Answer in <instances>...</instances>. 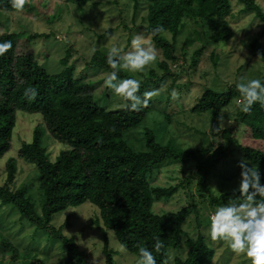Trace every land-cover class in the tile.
<instances>
[{
    "label": "trees",
    "instance_id": "16d2710c",
    "mask_svg": "<svg viewBox=\"0 0 264 264\" xmlns=\"http://www.w3.org/2000/svg\"><path fill=\"white\" fill-rule=\"evenodd\" d=\"M54 1L65 6H75L79 10L88 4L95 5L97 0ZM125 3L133 9L134 17L144 12V32L162 58L155 69L148 70L146 82L141 83L138 94L145 92L147 81L155 83L157 70L162 71L160 79L170 73L168 62H176L178 59L176 39L185 30L181 46L185 50L184 58L188 48L193 47L189 53V67L196 68L203 60L204 51L209 49L206 57L214 71L213 83H208V87H202L204 81L201 84L199 82L201 89L197 94L196 91L194 93L190 113H209L211 121H215L212 124L215 125L217 114H221L231 100L239 97L232 85L236 77L232 76L233 72L228 73L233 68L231 52L228 54L223 50L234 39L235 33L238 34L231 23L234 19H246L248 25L241 30L243 33H248L255 20L264 28V13L259 4L255 0H125ZM41 4L42 0H36V5ZM26 7L35 9L29 2L25 3L24 8ZM45 7L44 5L42 9ZM235 7L237 8L233 10ZM0 11L13 14L18 10L11 7L10 0H0ZM23 28L24 26H20L14 33L0 34V41L11 40L13 44L0 57V157L10 147L15 111L40 114L42 130L44 128L64 148L51 162L41 145L42 131L34 129L31 142L21 145L18 157L32 163L38 172V189L42 196L40 214L36 213L25 187L16 190L10 188L16 172L12 161L7 162L6 180L0 185V205H13L22 220L28 221L37 229L50 230L51 238L63 245L64 264L91 263L74 238L62 235L60 229L55 230L49 224L54 214L84 203H89L98 211L93 224L98 228L101 224L104 229L112 231L115 240L124 250L137 258L139 248L147 247L152 250L153 238L159 236L164 248L160 253L154 252L157 264L164 261L167 264H211L214 250L208 247L203 235L198 233L192 239L184 230L191 216H195L196 229L200 228V222L196 220L198 206L194 200L178 211L167 214L154 213L152 206L171 198L178 191H183L186 197L197 195L195 198L202 206L207 203L212 209L226 203L232 198L233 191L216 194L209 187V179L214 176L218 165L226 160L234 159L233 164L239 174L238 162L242 158L251 164H257L262 174L261 182L264 183V108L258 103H254L248 113L237 108L232 126L219 125V132L211 131L212 136L221 140L212 152L205 147L185 149L171 141L161 144L154 133L148 130L143 135L142 146L134 148L128 142L126 132L141 124L152 108L146 107L138 112L124 110L121 107L124 103L122 98L112 94L106 87L94 95L92 91L100 87V83L87 84L82 78H74V68L69 65L71 54L68 48L60 60L63 70L56 75L47 74L38 65L31 49L26 47L31 41L46 36L29 33ZM155 28L163 30L152 36V29ZM248 46L254 56L264 59L257 38ZM106 57L105 53L97 49L88 58L86 66L94 67L97 71L94 74L111 71ZM223 61L227 65L224 64L225 67L220 69ZM228 75L233 79L228 80L229 83L225 85L227 89L216 90V81L224 80L223 76ZM119 76L127 78L130 75L121 71ZM261 80L264 82V76ZM191 86L192 83L183 87L189 91ZM29 87L37 89V96L33 99L24 95L25 89ZM171 91L170 89L167 93L171 95ZM107 95L108 100L110 95L114 99H120H116L115 109H107L109 101L107 106L99 104ZM171 100L172 96L169 102ZM114 102L113 100V104ZM170 120L172 116L168 114L166 121ZM245 128L250 131L251 138L257 145L253 148L242 141L238 142V155L232 158L231 144L235 141L237 132H244ZM171 163H191L187 166L191 170L185 174V170L181 168L179 172H184L185 177L172 185H165L159 180L155 182L161 168ZM191 188L195 194L189 190ZM235 195L238 196L239 193ZM99 229L103 233L101 254L104 264H113L114 252L109 248L104 230ZM19 252V248L9 240L0 238V264H42L40 261L36 262L34 254L24 258L19 256ZM7 253L10 254L9 258H3Z\"/></svg>",
    "mask_w": 264,
    "mask_h": 264
},
{
    "label": "rangeland",
    "instance_id": "374dc122",
    "mask_svg": "<svg viewBox=\"0 0 264 264\" xmlns=\"http://www.w3.org/2000/svg\"><path fill=\"white\" fill-rule=\"evenodd\" d=\"M255 1L264 13V0ZM26 2L33 4L35 9L26 7L22 11H16L13 14L0 11V34L14 33L20 26H24L23 29L29 33L45 35V38L41 37L28 44L25 43L27 44L26 47L28 46L31 49L38 65L49 75H56L63 70L60 60L64 57L66 49H70L69 65L74 68V78H82L87 84L100 83V87L92 91L94 95L99 94L102 90L105 73L94 74L97 72L96 69L86 66L93 49H98L107 55L109 48L115 44L120 46L124 52H127L130 48L131 38L134 35L142 34L149 38L144 32L145 23L142 21L144 12H140L134 17L133 9L125 3V0H97L95 5L88 4L79 10L75 6L61 5L54 0H42L40 6L36 5V0H26ZM44 5L46 7L42 9ZM246 25H248L246 19L237 21L234 19L231 27L238 34L235 33L234 39L223 47L226 53L231 52V66L233 68L228 73L233 72L232 76L236 77V81L232 82L234 87L240 77L261 79L264 76V59L260 56H254L248 46L254 38H257L260 49L264 54V28L258 20H255L250 25L248 33L241 32ZM185 34L186 31L184 30L176 39L178 59L176 62H168L170 73L160 79L162 71L157 70L158 77L155 80L152 77L155 83L151 81L146 83L148 85L145 87V92L153 91L156 94L152 96L148 105L152 110L149 109L142 123L126 132L128 142L134 148L142 146V139L146 130L153 132L156 140L161 144L171 141L185 149L205 147L212 152L221 142L219 137H214L211 134L210 125L215 121H211L209 113L200 115L190 113V109L194 104L195 91L197 94L201 89V81H204L202 87H208V83H213L212 72L214 71L206 57L207 52L210 51L209 49L204 51L203 60L196 68L189 67V53L193 47L188 48L184 58L185 50L183 51L181 46ZM167 38L170 37L167 36ZM156 51L157 61L153 66L147 67L142 72V76L139 75L140 73H126L139 79L141 83L146 82L148 70L155 69L162 60L157 49ZM224 61L220 64V69L227 65L225 64L227 62L224 63ZM240 66L243 67L240 69ZM223 78L224 80L219 79L216 81V86H218L215 88L216 90H226L225 85L229 83L228 80L233 79L231 75L223 76ZM191 83L190 90L186 91L183 86ZM170 89L176 92V96L172 97L171 102H169L171 95L167 93ZM108 96L101 99L99 104L107 106L109 101L107 109H115L117 106L116 99H120L116 97L114 99L110 95L108 100ZM113 100L115 101L114 104ZM236 100L237 97L231 100L229 105L222 110L223 121L220 124L221 127L234 124L235 112L238 108ZM168 114L172 116V120L169 122L166 121ZM41 127H43V123L40 114L15 111V124L11 134L10 147L0 157V185H3L6 180V164L12 161L15 164L16 172L10 188L16 190L25 187L27 196L33 203L37 214H40L42 202L37 182L38 172L32 163L18 157V151L23 143L31 142L36 128L42 131L41 145L51 162L64 148L62 144L55 142L47 131H44V128L42 130ZM241 141L253 148L257 145V142L251 138L248 129L245 128L244 132L239 130L235 136V141L231 144L233 153L230 157L233 158L238 155L236 144ZM233 160L222 161L218 165L214 176L209 179V187L214 193L231 192L238 186L239 171H236ZM190 164L172 165L171 163L167 166L164 165L155 182L159 180L163 181L165 185L174 184L177 180L184 178L185 174L191 170V167H187ZM181 168L185 170V174L179 172ZM189 190L194 193L192 188ZM185 195L183 191H178L171 198L154 203L152 210L156 214L173 213L194 200L198 206L199 214L196 220L200 222V228L196 229L195 216H191L186 222L184 230L192 239L198 233L203 235L208 247L214 250L211 264H250V260L243 254L233 253L227 242H211L208 240L205 229L209 223V217L215 209L210 208L207 203L202 206L201 202L195 198L197 195H194V197H186L187 195ZM97 215L98 211L94 206L84 203L54 214L49 226L55 230L60 229L61 234L68 238H74L79 249L87 254L88 261L91 264H104L101 254L103 242V233L99 229L101 228L108 239L109 248L114 252L113 264H136L138 258L124 250L115 240L112 231L104 229L100 223L99 228L93 224ZM49 231L48 229H37L28 221L22 220L15 206L0 205V238H6L18 247L19 256L25 258L29 254H34L37 263L40 261L42 264H64L65 251L63 245L58 240L51 238ZM9 255L7 253L3 258L7 257L8 259ZM2 260L4 261V259Z\"/></svg>",
    "mask_w": 264,
    "mask_h": 264
},
{
    "label": "clouds",
    "instance_id": "9594fccd",
    "mask_svg": "<svg viewBox=\"0 0 264 264\" xmlns=\"http://www.w3.org/2000/svg\"><path fill=\"white\" fill-rule=\"evenodd\" d=\"M11 7L22 11L26 0H10ZM162 28L152 29L151 35L155 36ZM13 47L11 40L0 41V57ZM95 49H93V52ZM157 51L151 40L142 34L131 38L130 48L124 52L120 46L113 44L106 57V62L111 69L104 74L103 87L124 101L121 107L127 111H140L148 107L153 91H146L139 95L141 81L133 76L121 78L119 72L137 74L153 66L157 61ZM239 93L236 100L237 107L248 113L254 103L264 108V82L259 78L246 79L240 77L235 84ZM24 95L29 99L37 96V89L29 87ZM171 96L175 97L173 90ZM223 115L217 114L216 124L211 123L213 133L219 132ZM240 168L239 183L233 190L232 198L218 206L211 213L205 235L211 242H227L233 253L243 254L250 260V264H264V183L261 182L262 174L257 164H251L246 159L238 162ZM239 195H235V193ZM152 250L147 247L139 248V257L136 264H157L155 253H160L164 244L159 236L154 237ZM169 260L171 257L168 258ZM167 264V261L162 262Z\"/></svg>",
    "mask_w": 264,
    "mask_h": 264
}]
</instances>
